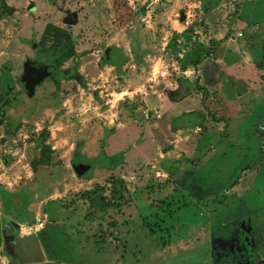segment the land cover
Returning <instances> with one entry per match:
<instances>
[{
    "label": "rangeland",
    "instance_id": "obj_1",
    "mask_svg": "<svg viewBox=\"0 0 264 264\" xmlns=\"http://www.w3.org/2000/svg\"><path fill=\"white\" fill-rule=\"evenodd\" d=\"M128 1L139 23L120 31L108 17L99 22L100 36H93L88 23L70 26L76 13L89 14L88 0H0V191L23 190L30 199L28 209L47 202V207L69 210L71 227L84 242L97 250L113 242L120 251L117 262L104 256L74 262L53 254L57 249L48 250L37 238L43 254L55 256L58 264L62 259L66 264H212L207 243L216 239L235 255L224 257L222 264H264V86L257 91V80L248 85L253 76L247 71L241 78L232 66L233 51L245 52L246 47L258 57L253 64L264 75V42L235 43L237 0ZM36 11L52 24L62 15L70 20L65 33L50 27L34 48L45 45L46 65L44 56L33 57L32 45L39 38H31L30 21L40 20ZM175 19L177 28L171 25ZM46 21L37 28L40 33ZM65 34L76 38L82 50L71 60ZM135 37L140 43L130 54ZM104 46L123 52L121 71L99 66ZM159 91L165 97L193 93L186 109L195 112L179 113L182 122L172 132L164 124L156 126V119L145 120V93L157 96ZM124 110H130L133 120L144 116L148 128H158L156 137L166 141V148L149 151L144 159L141 150H126L130 141L122 136L104 146L105 137L121 128ZM123 127L125 133L139 129ZM120 151L123 158L112 159ZM80 157L92 160L95 168L77 179L71 164ZM137 195L143 196L136 208L144 216L155 213L145 205L151 200L165 211L151 220L157 230L146 231L133 220L123 235L116 218L125 216L123 209ZM174 210L171 221L178 223L170 235L171 225L161 224ZM147 233L159 238L158 247L169 238L171 245L155 249ZM49 234L60 245H70L56 231Z\"/></svg>",
    "mask_w": 264,
    "mask_h": 264
},
{
    "label": "crops",
    "instance_id": "obj_2",
    "mask_svg": "<svg viewBox=\"0 0 264 264\" xmlns=\"http://www.w3.org/2000/svg\"><path fill=\"white\" fill-rule=\"evenodd\" d=\"M263 1L264 0H237V4L239 5V10L236 8L235 11L236 12L239 11V14L236 15L237 18L234 20L235 23L233 27L234 32H235V38H236L235 43L241 39L250 40L251 44H254L256 40L257 41L259 40V42H264V17H263L264 16V4L262 3ZM88 2L91 3L90 6L92 7V9L88 10L89 14L87 16H85L83 13H76L74 15V18L71 19L70 26L73 27L72 29L77 28L75 26L77 25L79 26V24L87 25L88 23L87 26H91L94 28L93 36L95 35L100 36L101 30L99 27L101 23L99 22L107 19L108 17L109 18L111 17L112 19L111 22L112 24L114 23L113 25L117 30V27L115 24V14H114V11L111 5L109 4L107 0H88ZM160 3L164 5L165 0H160ZM128 5L130 6L131 9L133 8L132 11L135 14V19L129 25H127L125 28L121 29L120 31H125L126 29L131 28L135 24L139 23V16L137 15L135 8L133 7V3L130 2ZM259 5H261L263 8L261 12L258 11ZM36 12L38 14V11ZM67 18L68 16L62 15L59 18V21L55 22L58 26H56V24H52V21H46V20L43 21V19H41V16H40V20H31L30 29H32L33 27V30L30 36L33 39V41L37 39V35L39 38L37 44H33L32 48L34 49L36 46L39 45V43L41 42L43 38L45 31L48 28L55 27L57 29H61V31H64L65 29L63 27L68 23V21H70V20H67ZM163 19L164 17H161V20ZM45 21H46V24L43 27V31L40 33L37 30V28L38 26L41 28L43 25L42 23L43 22L45 23ZM140 21H143V19H140ZM175 22H179V21L175 19V21H172L171 25L177 28L176 27L177 24ZM113 25L111 26L112 28H113ZM35 32L36 33L38 32L40 35L36 34ZM68 36L70 37V40H71L72 51L71 53H69L68 55L69 57L67 58V60H71V59H74L78 55V53L82 50H78L77 45H76L77 43L76 38H73L71 35H68ZM137 43H140V42L138 38L135 37L134 39H132V43L130 44V48H128L127 52L130 53L133 47L137 46ZM261 44L262 43H260V46ZM82 46L83 44L79 45L80 48H82ZM141 46H142V43L140 47ZM44 48H45V45L37 49H34L35 51H34L33 57L38 56V55L44 56V61L41 63H45L43 65H46L45 60H47L48 58L47 56L45 58L46 53L45 54L43 53ZM37 50H40L39 52L41 53H37ZM246 50L247 49L245 47L244 48L245 52H238L237 49L233 51V65L232 66L236 67V70L239 71L241 78H243V74H245L248 71L247 73H250L251 76H253V79H250V80L246 78L248 85H249V81H253L254 79H256L257 80L256 86L258 87L257 91H259V89H261L262 86H264V79L258 78L259 75L261 76L263 75V73L259 69H257L255 65L253 64L255 61L258 60V57H254L253 53L251 54L249 51H246ZM141 51H144V50H141ZM47 52L49 53V51ZM84 53L86 52L84 51ZM122 53L123 52H121L120 49L117 47L104 46V48L101 49V54H103L104 56L106 55V56L103 58L101 57L102 58L101 65L99 64L98 65L101 66L102 69L109 66L111 69L114 68L115 70L121 71V68L123 65L121 63V60L124 59L123 57H121ZM129 53H127V55ZM142 53L141 55H143ZM49 56H51L50 53H49ZM142 58L143 57H141V59ZM134 68L136 69L135 65H134ZM97 70H99V68H97ZM254 74H255V77H254ZM135 81L138 82V80H135ZM132 83L134 84L133 81ZM177 85H178L177 89L179 88L181 89L183 86L180 82ZM251 89L252 88H250V90ZM123 94L124 93H121L120 96H122ZM128 94H130V92H128ZM145 94L147 97V98L145 97V101H146L145 105L148 110V114L145 116V120L146 119L147 120L156 119L157 122L160 121L158 122L159 125L157 124L156 126L160 127V125L164 124L166 126V129L170 132H172V130L178 127L180 123L182 122V120L178 118L179 113H181L182 114L181 116H183V114L191 115L193 112H195V110L186 109L189 103H193L192 101L193 93L187 94V95L186 94L181 95V94L175 93L176 96H172V97L170 96L165 97L164 95H162L161 91L157 93L158 94L157 96H154L151 93L149 94L147 92ZM95 96H96L95 98H97V95ZM258 96H260L259 92H258ZM129 111L130 110L123 111L124 120L122 119V122H120L118 125L121 127L120 129H123L124 128L123 126H129L132 129L138 127L139 128L137 129L138 132L136 133L133 131L130 133H125L123 130H120V129L114 130L115 133L113 132L107 135V137H105L104 146L110 145L109 142L111 138L113 137L117 138L118 136H122L125 142H127V138L130 141L129 144L125 147L126 150L130 147L133 149L141 150L143 152L141 153V156L144 159L148 158L149 151H156V149L166 148V145L164 143L166 141L164 142H162V140L159 141V138L156 137L155 131L158 128H154L153 130L148 128L147 123L149 121L145 122V120L143 119L144 116L141 117V115L137 116L136 120H133L132 113ZM196 111H199V110L196 109ZM185 119H188V118H185ZM184 123L186 124V122ZM131 128L127 129V131L131 130ZM133 135H136V136H133ZM169 144H174V146H172L174 148L177 147V144L175 143L169 142ZM123 155H124V151L122 152L120 151L117 154H115V157H112V159L117 160L119 158H123ZM79 159L83 161L93 162L92 160H89V159L86 160L82 157H80ZM112 159L110 158L109 162L116 165V163L113 162ZM98 161L99 163L103 164L101 159H98ZM94 168L95 166L90 170V172L94 170ZM82 178H85V177H82ZM82 178H77V179H82ZM1 191H5L9 194H20L24 196L26 198V211L28 212L32 211L30 213L32 214L35 223L33 225L28 224V223H24L20 225L17 223V221L8 219V217L4 215L5 206L2 201L1 194H0V215L2 213V215L0 216V264H30V262H34L33 264H58V261L55 256L48 257L47 255L43 254V251H42L43 245L46 248H48V250L50 246L55 247L57 251L55 252L53 251L54 252L53 254L60 255V256H63V255L67 256L69 258H72L74 262H76V259H77V262H81L84 258L95 257L97 259V257L102 258L103 256L106 257L107 259L108 258L114 259V261L116 260L115 262L118 261L117 255L120 251H116L115 244L113 242H108L104 250H97V248L94 245L86 243V241L84 242L81 236H78V234L74 232V230L71 227L73 226V224L71 220H69L68 218L69 210L59 208L58 206L56 207L55 205H53V207H47V204H48L47 202L45 204H42V203L33 204L30 206L31 208L28 209L27 204L30 201V199L28 198V196H26V194H24L23 190L11 192L10 190L3 188L1 189ZM39 195H41V193H39ZM157 195L158 194H155L154 195L155 197L152 200L156 201L155 199ZM142 197L143 196L141 195L135 196L131 206L123 209L122 213H124L125 216L120 215V217L116 218L117 226L122 225L123 235H124L123 228L124 227L128 228L130 225L129 222L133 220H137L136 226H141L146 231L148 230V228H155L156 230L158 229L157 224H155L156 222L151 221V220L156 217L154 215L155 213H163L165 209L161 210L160 208H157L151 200L145 205L146 207L149 206L151 209H155L154 211L155 213H153L152 215L144 216L143 212H140V210L136 208V202H138V199H142ZM167 197L170 198L171 196H166L164 199H167ZM144 200L145 202L147 201L146 199ZM180 208L178 207L177 210H179ZM175 213H176L175 210L172 211V213H169L168 211L167 214H169V216L168 217L165 216L164 217L165 221L163 222V224H161V225H166V226L167 224L171 225L170 235L173 232H175L177 228L178 222L176 223V222L171 221ZM3 219H7L9 221L3 224ZM53 219H55L54 222H53ZM154 220H157V219H154ZM14 225H18V227L16 228V226ZM202 226L204 227V225ZM51 230L56 231L59 234L60 238L67 239L70 245H65V246L60 245L58 243L59 239L53 238L49 234ZM16 231H17V234H14V232ZM127 234L128 236L132 235L129 230L127 231ZM148 236L151 238V235L149 233H147V237ZM37 238H41V240H43V242L46 245L45 244L41 245L40 243H38V241L36 240ZM123 238L124 236H122V239ZM158 239L159 238H157L156 236L153 237V239L151 238V240H153V243L156 245L155 249L157 248L165 249L166 247L171 245V241H170L171 238H169V241H167V243H163L160 247H158L157 241H156ZM47 243H49L48 246H47ZM207 244H208L207 245L208 260L212 264L224 263L223 262L224 257L234 259L235 257L234 254H230L227 250L220 248L221 245L217 243V239L215 242L213 241L212 245L209 243V241ZM30 254L32 255L36 254V257L33 259L31 258ZM21 255L28 257L29 259L17 258L18 256L21 257ZM60 262L61 264L68 263L65 260L63 261V259Z\"/></svg>",
    "mask_w": 264,
    "mask_h": 264
},
{
    "label": "trees",
    "instance_id": "obj_3",
    "mask_svg": "<svg viewBox=\"0 0 264 264\" xmlns=\"http://www.w3.org/2000/svg\"><path fill=\"white\" fill-rule=\"evenodd\" d=\"M109 4L111 5L114 11L115 24L119 30L125 28L135 19V14L128 5L126 0H109ZM234 13H236V11ZM57 31H59V33H65L61 30H57ZM64 38L66 41V45H65L66 49L72 51L70 37L66 35ZM2 102H3V98L0 94V104ZM0 194L5 206L4 215L7 216L8 219L17 221V223L20 225L24 223L33 225L35 223L32 214L26 211V198L24 196L20 194H9L5 191H0ZM8 221L9 220L7 219H3V224ZM14 226H16V228L18 227V225H14ZM14 234H17V231L14 232Z\"/></svg>",
    "mask_w": 264,
    "mask_h": 264
},
{
    "label": "water",
    "instance_id": "obj_4",
    "mask_svg": "<svg viewBox=\"0 0 264 264\" xmlns=\"http://www.w3.org/2000/svg\"><path fill=\"white\" fill-rule=\"evenodd\" d=\"M92 162L83 161L79 158L75 159L71 167L76 178L86 177L90 170L93 168Z\"/></svg>",
    "mask_w": 264,
    "mask_h": 264
}]
</instances>
